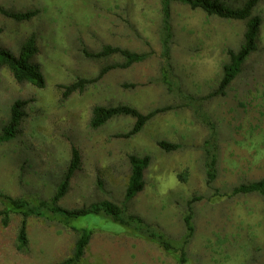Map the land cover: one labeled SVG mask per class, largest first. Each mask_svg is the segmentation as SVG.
Wrapping results in <instances>:
<instances>
[{
    "label": "rangeland",
    "instance_id": "rangeland-1",
    "mask_svg": "<svg viewBox=\"0 0 264 264\" xmlns=\"http://www.w3.org/2000/svg\"><path fill=\"white\" fill-rule=\"evenodd\" d=\"M239 7L245 0H222ZM10 11L36 10L26 21L0 14V48L18 55L34 35L44 87L17 82L0 66V131L17 99L27 100L15 137L0 143V193L12 197L50 198L70 161L74 146L80 165L58 204L72 209L102 200L122 205L129 177L128 155H149L145 185L125 204L173 243L185 238L183 216L192 199L194 232L186 245L187 264H264V194L232 189L264 177V0L252 14L261 18L256 50L242 63L231 83L216 93L228 50L243 41L245 21L208 16L179 1L169 2L171 37L168 58L161 43V0H0ZM104 45L146 54L127 68H113L83 90L63 95L60 85L96 77L111 55L89 58ZM168 65L172 86L161 81ZM128 85V86H125ZM127 104L141 113L170 107L154 115L140 132L119 134L133 125L117 116L98 128L89 125L96 105ZM210 120L217 131V176L206 184L203 144ZM160 140L178 143L165 152ZM186 172V173H184ZM176 185L162 195L158 177ZM181 176V177H180ZM185 179L182 180L181 178ZM1 209V204H0ZM21 217L0 221V264H57L73 252L78 232L92 229L78 264H178L173 254L131 235L103 216L71 221L30 216L28 246L17 249Z\"/></svg>",
    "mask_w": 264,
    "mask_h": 264
},
{
    "label": "trees",
    "instance_id": "trees-1",
    "mask_svg": "<svg viewBox=\"0 0 264 264\" xmlns=\"http://www.w3.org/2000/svg\"><path fill=\"white\" fill-rule=\"evenodd\" d=\"M172 0H161L162 22H161V43L164 58H168L169 40L171 37L169 23V2ZM191 9H200L208 16H216L226 20L245 21V30L243 41L237 51L228 50L229 61L223 65L222 77L219 81L216 93L223 90L231 83L241 69L245 59L256 50V43L259 34L261 18L253 15L252 11L262 0H245L239 7L226 5L222 0H175ZM0 14L5 15L15 21H26L37 14L36 10L10 11L0 6ZM1 31V29H0ZM38 49L35 44L34 35H30L19 48L18 55L0 48V66H5L17 82L27 81L37 87H44L45 79L40 67L32 61L33 56ZM89 58H106L117 54L122 58L121 62L109 64L100 69L99 74L93 78H77L74 82L60 85L63 89V95L68 96L74 91L83 90L87 84L96 82L107 71L113 68H127L130 65L140 62L146 58V54L131 51L120 46L104 45L96 52L83 51ZM161 81L171 88L172 79L170 78L167 63L161 69ZM128 86V85H125ZM27 100L17 99L10 106L9 118L0 131V143L13 139L18 131L22 118L25 116L24 106ZM170 107L153 109L147 113H141L138 109L127 105L117 104L115 106L96 105L92 108L89 125L92 128H98L110 119L117 116H130L134 119L133 125L129 131L119 134L121 137H130L142 130L144 125L157 113L166 111ZM209 127V135L203 144L204 151V172L206 184L210 185L217 176V131L214 124L203 118ZM157 145L165 152L177 150L178 143L160 140ZM70 161L66 171L54 194L48 198H26L23 196L12 197L0 193V221L3 225L8 223L11 214L21 217L18 232L16 236L17 249L25 250L28 246L27 219L30 216L40 218H58L71 225L72 220L83 218L89 215L103 216L107 221H113L128 231L131 235L141 237L155 243L159 248L167 253L173 254L178 264H187L186 245L193 235L194 225L192 222V199L187 202V212L183 216L185 226V238L181 245L173 243L162 231L153 225L146 223L140 216L126 212L125 204L144 188V170L150 163V156H138L129 154L127 159L129 163V177L124 191L122 205H118L109 200H102L91 203L79 208H64L58 204L59 200L67 192L71 176L80 165V154L76 147L72 146L70 150ZM186 173V172H184ZM181 177V176H180ZM182 180L185 178L182 177ZM233 194L238 193H258L264 194V177L259 180L242 183L232 189ZM78 232L73 252L70 256L58 262L57 264H78L82 258L85 248L89 244L92 235V229L88 227L75 228Z\"/></svg>",
    "mask_w": 264,
    "mask_h": 264
},
{
    "label": "clouds",
    "instance_id": "clouds-1",
    "mask_svg": "<svg viewBox=\"0 0 264 264\" xmlns=\"http://www.w3.org/2000/svg\"><path fill=\"white\" fill-rule=\"evenodd\" d=\"M160 186H159V191L162 195L166 194L167 191L171 188H174L176 185V177L172 176L167 179V181L162 180L160 177L157 178Z\"/></svg>",
    "mask_w": 264,
    "mask_h": 264
}]
</instances>
